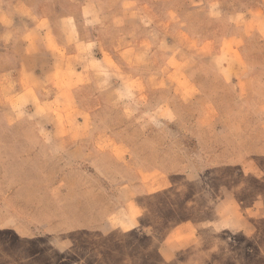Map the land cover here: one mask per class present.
Here are the masks:
<instances>
[{"label":"rangeland","instance_id":"1","mask_svg":"<svg viewBox=\"0 0 264 264\" xmlns=\"http://www.w3.org/2000/svg\"><path fill=\"white\" fill-rule=\"evenodd\" d=\"M33 1L45 8L32 11V21L40 18L36 12L47 16L52 26L44 21L38 28L51 41L61 29L66 40L51 42L61 52L54 58L58 78L52 91H43L52 102L0 83V264H264V0H196L215 4L207 28L217 34L206 47L188 34L184 19L192 18V0ZM11 11H0V20L19 33ZM114 18V28L132 37L124 58L109 55ZM153 27L163 34L158 47L156 38H136ZM95 34L106 40L97 47ZM65 44L78 56H67ZM126 61L173 67L166 78L179 84L184 99L193 95L183 89L192 67L204 63L206 71L220 73L228 88L210 90L218 108L202 122L206 136L180 137L197 127L173 120L170 111L144 115L142 108L168 97L167 84L149 89L140 79H124ZM11 62L1 57L0 67ZM65 66L71 74L64 77ZM77 67L101 80L96 96L107 112L95 127L90 113L78 114L74 104L82 91L86 102L94 95L91 78L66 81ZM115 67L120 74L111 83L108 71ZM111 99L110 111L104 102ZM127 99L142 106L126 112ZM220 109L228 120L220 122ZM78 115L85 121L78 123ZM167 117L161 126L158 120ZM92 128L121 135L126 146H117L114 157L127 169L62 168L63 160L77 162L76 154L59 152L62 131ZM145 162L166 168L138 169ZM62 198L67 208L61 212Z\"/></svg>","mask_w":264,"mask_h":264},{"label":"crops","instance_id":"2","mask_svg":"<svg viewBox=\"0 0 264 264\" xmlns=\"http://www.w3.org/2000/svg\"><path fill=\"white\" fill-rule=\"evenodd\" d=\"M214 6L215 4L213 2L203 1L201 3H198L196 2V0H192V18L184 19L185 21H187L189 30L188 34L190 35V37H192V42H198V44L202 47H206L208 41L216 37L217 34L207 28L212 24L207 15L209 11L215 8ZM7 8L13 11V14L11 15V22L16 21L15 27H22V30L17 33L13 28L7 27L6 25H4L5 23L0 20V58L6 57L7 59H12L11 66H8V68L0 67V83L4 82L6 84H12L14 87V91L22 89L32 91V93L37 95L38 100L42 102V104L52 102L53 97L44 94L43 91H52L53 84L55 83V78H58V71H56L57 67L56 63L54 62V58L59 56L61 52L54 49L51 42H54L56 46L64 45L63 43H65L66 36L61 29H58L57 34H55L56 32H54L53 30L54 39L53 41H51L52 39H49L48 37V31L39 29L38 23H42L45 21L46 25L52 26V22L51 20H48L50 18H48L47 16L46 19L43 20V16H41L42 14L40 13L36 12V14L39 15L40 18H34L33 21L37 20V22L33 23L31 17L33 15L32 11H39L40 9H44L45 7L43 4H38L33 0H0V11H3L4 14V10ZM15 11L23 12L24 17H20L19 13H14ZM168 16L167 18L163 19V22L166 21V19L167 21H170V17ZM66 20L67 19L62 18L60 19L58 24L62 26L63 21ZM120 21L123 22L124 19H120ZM116 22L117 20H115V18L111 19L108 31L106 30L110 33V36L107 39V42L109 44L107 47L109 48V55H114L118 58H124L129 53L130 49L127 43L132 40V37L127 32H122L121 30L115 29L114 25L116 24ZM230 22L231 21L228 19L227 24H229ZM174 31L176 32L178 30L176 29ZM100 35L98 36L97 34H95L91 39L93 40L95 47H97V44L100 41H106L102 37H100ZM236 35H239V32ZM162 36L163 34L159 30V27H153L151 29L145 30L138 37H135L139 41L155 40L156 38V46L158 47V43L162 41ZM215 39H218V41H220L222 39V36ZM10 43L12 45H10ZM63 47H66L68 51L67 56L71 58L78 56L77 52L69 50L66 44ZM97 59L100 61L103 58L102 56H99V58ZM126 62L127 63H125L122 67V70L124 72L121 73L124 79H126L127 76H129L132 81H138L140 79L141 82H145L148 85L149 89L156 88V86H158L162 81H166L167 86L165 87V90L167 91L168 97L163 100H157V102H150V104L146 108H142L144 115H152L154 113L156 114L162 111H170L171 115L173 116V120L185 123L192 122L193 126L199 129L198 131L197 129L193 131L192 134L188 133V135L180 132V137L189 136L192 137V139H199L206 136V129L202 128V122L206 121L207 115L211 114V112H208V110H210L214 106L218 108V103L214 99H212L210 90H222L228 88V82L224 79V77H222L221 75V77H218L220 73L218 74L214 73L213 71H206V68L208 67L204 63L197 64L192 67V71H190V69L189 72H187L188 77L185 78L186 81L183 87V89L187 88L189 91L193 92L192 98L194 99L192 100L191 97L189 99H184L182 97V89L180 88L179 84L177 82H170V80L166 78L168 74L174 75V73L176 72L173 67L170 68L169 66L162 64L161 66L153 65L151 68H139L135 67L128 61ZM67 69L68 66L63 67V75L65 74V71L66 73H69L67 72ZM69 71H71V69H69ZM108 72V78L110 82L117 83L116 76L120 74V72L117 71V68H110ZM85 74L86 73L84 72V69L82 67H77L73 72V75L71 77L72 79L70 77H67L66 81H68L67 83L76 82L80 77V79H83L84 82H86L87 78L88 80L91 78L93 82V90L95 91L94 95L89 101L86 102V99L84 97H81V94L83 93L82 91L80 95H77V101L74 104L77 107L78 114H86V112L90 113L89 115L92 116V121L94 123L93 125L95 127L96 121L99 120L100 117H103L101 116L102 112H107V108H103L101 106V103L98 101L99 98L98 96H96L98 94V91L101 90V80L99 76L97 78V72L94 71L93 75L89 76ZM214 78L218 81L215 82ZM81 87L82 85H77V89ZM252 87L254 88V86ZM195 90L198 91L199 97H195ZM112 98L114 97L112 96ZM125 101L126 103L124 105L126 108V112L130 111V109L137 110L138 108H140V106H142V103H135L130 99H127ZM31 104L34 103L31 102ZM104 104L110 111L112 110V106L116 107V103H114V100L112 99L108 100V102H104ZM220 111V122L228 120L225 118L226 116L222 113L221 109ZM80 116L78 115L77 118L78 123L79 121H85L84 116ZM168 116L170 115L168 114ZM168 119L169 117L160 118L158 121L161 123V126H163L164 121L167 122ZM70 138L72 139V143L69 146ZM120 138L121 135L116 132V130L106 131L92 128L90 130L78 129L73 131L72 133H70L69 131H62L61 142L62 144H64V146L62 145V149L59 151L60 154L71 153L77 155V162H65V160H63L62 168L68 169L70 168V164H72L71 168H77L76 164L86 163L88 165L91 164L90 166L95 167L94 169L98 168L111 170V168H115L117 166H121L120 168L127 169L125 165L118 163L117 158L114 157L115 149L117 148V146H126V144L122 140H120ZM102 143L107 145L108 151L101 150L100 144ZM45 147L48 148L47 146ZM46 150L47 152H51L49 149ZM102 154H107L108 156L102 157ZM102 159H104V161H102ZM165 168L166 167H164L163 165H159L158 162L152 164H150V162H145L138 166V169H145L150 171L161 170ZM64 202L65 201L62 198V209L60 210L61 212L64 211V208L66 207L64 205Z\"/></svg>","mask_w":264,"mask_h":264},{"label":"clouds","instance_id":"3","mask_svg":"<svg viewBox=\"0 0 264 264\" xmlns=\"http://www.w3.org/2000/svg\"><path fill=\"white\" fill-rule=\"evenodd\" d=\"M256 15H259V13H257ZM261 34L264 35V19H262Z\"/></svg>","mask_w":264,"mask_h":264}]
</instances>
